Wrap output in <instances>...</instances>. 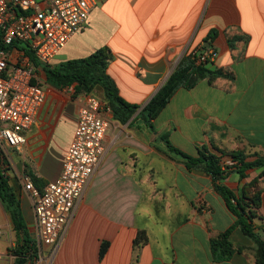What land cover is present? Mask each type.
Listing matches in <instances>:
<instances>
[{"label": "crops", "instance_id": "0c3cea01", "mask_svg": "<svg viewBox=\"0 0 264 264\" xmlns=\"http://www.w3.org/2000/svg\"><path fill=\"white\" fill-rule=\"evenodd\" d=\"M103 48L110 50L108 74L121 97L139 109L126 124L112 111L107 115L104 158L57 254L48 262L45 247L38 264H257L256 243L236 225L215 181L202 167L190 168L169 152L164 136L192 158H219L226 172L221 184L238 198L257 181L261 200L254 225L264 240V169L248 170L241 179L237 166H227L237 165L228 155L233 153L246 162L264 159V0H106L51 66ZM204 49L218 56L199 65L192 54ZM184 62L197 81L175 92L152 121V131L141 112ZM41 70L47 102L19 157L44 187L62 171L78 124L79 96L63 107ZM69 116L71 124L64 127ZM14 178L25 221L36 232L31 198ZM8 222L0 203V225ZM230 229L234 253L216 262L212 241ZM140 234L146 240L137 244ZM0 244L6 253L8 245Z\"/></svg>", "mask_w": 264, "mask_h": 264}, {"label": "built area", "instance_id": "2783aa9c", "mask_svg": "<svg viewBox=\"0 0 264 264\" xmlns=\"http://www.w3.org/2000/svg\"><path fill=\"white\" fill-rule=\"evenodd\" d=\"M105 1L45 0L41 4L37 0H0L1 42L5 47L26 45L39 62L51 65L85 26L91 12ZM192 55L196 63L205 65L218 53L204 49ZM47 98L26 51L20 47L0 50V145L20 150ZM77 101L78 124L59 177L39 189L27 173L18 175V182L31 198L39 243L50 248L52 258L107 150L110 108L94 93L81 94ZM227 166L232 168L236 163L231 161ZM7 225H0V235ZM14 259L8 249L0 252V264H14Z\"/></svg>", "mask_w": 264, "mask_h": 264}, {"label": "trees", "instance_id": "16d2710c", "mask_svg": "<svg viewBox=\"0 0 264 264\" xmlns=\"http://www.w3.org/2000/svg\"><path fill=\"white\" fill-rule=\"evenodd\" d=\"M15 47L24 49L36 68H41L44 71L48 85L60 90L75 86V96L91 94L94 93L96 88H101L105 98L104 103L113 112L114 118L122 124L128 123L137 113L139 107L128 103L121 97L117 84L108 74L111 61L108 48L100 49L85 59L70 60L53 67L39 62L30 50L25 49L20 44L14 43L11 47H5L0 39V50L6 49L9 51ZM189 70L190 68L185 67V62L182 63L141 112V117L144 119L145 124L152 131H155L152 121L168 105L175 92L182 86L191 87L197 81L194 75H188ZM164 138L166 139V148L169 152L180 156L190 168L202 167L212 177L216 183V191L225 199L230 211L236 216V225L241 228L248 238L256 243L257 264H264V240L256 232L254 225V219L258 218L255 208L260 204L261 200L260 192L256 186L257 181L255 180L250 184L249 190L244 193V198H238L234 192L221 184L226 177V172L222 170L219 158L206 154H201L200 158H192L172 146L167 136H164ZM228 155L237 162L236 169L241 179L245 178L248 170L264 169L263 158L253 162H246V157L243 154L233 153ZM3 164L0 163V203L10 216L16 233V246L8 249V252L14 256V264H37L40 258L38 244L28 228L21 202L14 192L10 177L6 174V170L2 168ZM28 175L32 178L37 188L43 189L34 175ZM262 176H264V171ZM251 189L253 191L252 195L249 192ZM232 230L230 229L224 233L219 242L212 241V254L216 262L225 261L234 253L233 246L229 240ZM145 240V236L140 234L136 239V243L139 244ZM104 253L105 247L102 249L101 254L103 255Z\"/></svg>", "mask_w": 264, "mask_h": 264}, {"label": "rangeland", "instance_id": "374dc122", "mask_svg": "<svg viewBox=\"0 0 264 264\" xmlns=\"http://www.w3.org/2000/svg\"><path fill=\"white\" fill-rule=\"evenodd\" d=\"M22 46L25 47L26 45H22ZM41 73H42V76H44V78H45V74L42 70H41ZM51 88H52L51 94L54 96L56 101H58V103L61 104L63 107L69 103H73V101H76L75 100L76 88H73L72 90L70 88H65V89H61V90L53 88V87H51ZM94 94L96 96H98L100 99H102L103 101L105 100L101 88H99V87L96 88L94 90ZM68 119L69 120L65 119L64 127H67V126L69 127V125L71 124L70 123L71 122V116H69ZM23 146H22V148H23ZM13 154H16V158H15L16 160H14L12 158ZM21 155H22V153L20 152L19 149H10L9 147H5L3 145H0V163H4L2 165V168L6 170V174L8 175V177H13V178L15 177L14 179L17 182V188L23 192L24 190L22 189L20 183L18 182V176L16 175L15 172L18 171L19 174L22 172L27 173V172H29V170H28L26 164L23 162L22 158L19 157ZM4 211H6V210L4 209ZM9 221L10 222H8V225L6 226L4 233L2 235H0V243L7 244L8 249L16 246V233L14 231L10 216H9ZM32 236H33L34 240L37 242L38 247H39V251H40L39 252L40 258L37 261V264H38L41 257H43L45 254V247H43L39 243L36 232H33ZM1 248H2V244H0V249ZM48 253H49L48 262H50L52 260V257L50 256L51 255L50 251Z\"/></svg>", "mask_w": 264, "mask_h": 264}]
</instances>
